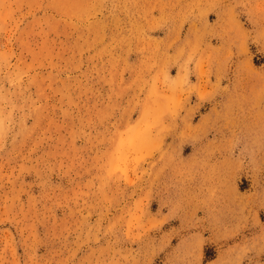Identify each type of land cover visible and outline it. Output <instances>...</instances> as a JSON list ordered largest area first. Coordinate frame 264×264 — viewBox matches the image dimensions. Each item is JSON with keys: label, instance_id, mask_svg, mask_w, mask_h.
<instances>
[{"label": "rangeland", "instance_id": "obj_1", "mask_svg": "<svg viewBox=\"0 0 264 264\" xmlns=\"http://www.w3.org/2000/svg\"><path fill=\"white\" fill-rule=\"evenodd\" d=\"M0 264H264V0H0Z\"/></svg>", "mask_w": 264, "mask_h": 264}, {"label": "crops", "instance_id": "obj_2", "mask_svg": "<svg viewBox=\"0 0 264 264\" xmlns=\"http://www.w3.org/2000/svg\"><path fill=\"white\" fill-rule=\"evenodd\" d=\"M193 28H195V26H193L191 29H189V31L192 30ZM189 36H192V34L190 33Z\"/></svg>", "mask_w": 264, "mask_h": 264}]
</instances>
